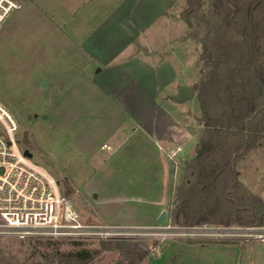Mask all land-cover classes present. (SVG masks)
<instances>
[{
	"label": "rangeland",
	"instance_id": "rangeland-1",
	"mask_svg": "<svg viewBox=\"0 0 264 264\" xmlns=\"http://www.w3.org/2000/svg\"><path fill=\"white\" fill-rule=\"evenodd\" d=\"M212 1L204 0L200 13L191 16L192 27L183 18V11L188 6L187 0H173L170 5V10L179 13L185 22L178 17L176 21L174 18V24L170 21L169 37L171 41L174 36V46L168 52L169 56L165 58L162 55L160 60L168 59L170 65H173L176 80L170 82L159 97V103L169 116L163 112L159 115V126L143 127L145 130L148 128L150 137L135 129L142 127L133 117L139 121L142 120L139 117L143 118L144 122L149 123L148 116H141L139 112L132 116L116 108L113 96L102 89L106 86V78L97 73L100 67L90 73L92 81L83 79L80 72L87 67L79 64L81 60L73 57L70 50L55 49L54 45H60V42L54 43L50 33L34 25L36 19L31 22L29 16L26 19L20 18V13L26 10L23 6L20 8L17 2V7L7 19L19 18L15 29L6 28L3 24L0 30V38L7 34L0 39V103L15 115L19 123V138L22 139L24 131L28 132L29 143L21 144V147L28 148L33 153L32 161L45 168L59 183H63L64 178L69 181L72 191L65 189L67 195L63 194L76 207L84 223L139 224L126 226H138L143 230L140 235L78 239L21 240L14 236L0 235V249L6 257L11 253L14 264L17 261L26 262V257L37 250L44 258L36 255L27 264H58L56 261L51 263L50 259L59 253L67 254L81 249L100 251L91 261L83 264H125L122 251L103 250L102 240L144 243V258L138 264H264V224L249 222L250 211L261 206V203H255L257 201L254 200H251L252 203L245 202L251 210L231 218L232 224L207 223L204 220L194 225L192 222L201 211H208L218 217L228 212L232 205L217 201L224 194L220 178V181L215 182L217 185L211 184L208 188L209 197L206 202H200L196 190H193L185 199V204L181 205L180 200L171 203L177 200L176 187L181 184L185 169L178 166L175 187L167 190L169 193L166 195L165 208H159L151 198H156L158 194L149 192L150 167L160 169L159 161L154 164L151 158L153 153H148L152 137L155 139L151 130L159 129L162 132L173 117L174 122L191 133L179 144L182 151H178L173 158L180 165L187 162L188 165L196 155L198 137L203 129L197 96L199 89L184 102H177L171 96L178 92L179 86L193 87L201 83L207 74L204 64L210 57L215 58L221 53L222 47L208 44L209 48H206L203 45L207 42V34L214 32L220 23L211 19L209 10L212 7L209 3ZM159 9V4L143 9L146 18L153 21L154 27L164 26L166 21L160 16L155 19ZM189 32H199V37L193 34L189 37ZM229 38L235 41V45H232L226 65L243 64L255 58L257 42L254 40V31L243 15L230 25ZM57 52H62L61 59L55 56ZM160 52L167 50L161 49ZM227 69L222 67L223 71ZM42 74H47L45 80L41 79L44 77ZM257 75L252 72L248 76L246 74L250 81L249 88L255 86V83L259 84L260 78ZM107 80L109 83V77ZM115 84L110 81V86ZM221 104L216 92H210V109L220 111ZM257 140V145L240 161L236 171L247 190L264 202V133ZM104 144H110L112 149L102 147ZM176 146L173 148L176 149ZM193 185L206 188L199 182ZM61 190L64 191V187ZM162 196L159 194V197ZM173 208L175 211L171 214ZM161 209L167 210V215L159 224L157 219ZM176 214L179 215L178 220L175 219ZM219 228L221 233L216 231ZM248 228L254 231H246ZM199 238H209L214 242H206V246L199 247L187 244L189 239ZM166 245L168 248L162 253Z\"/></svg>",
	"mask_w": 264,
	"mask_h": 264
},
{
	"label": "crops",
	"instance_id": "crops-1",
	"mask_svg": "<svg viewBox=\"0 0 264 264\" xmlns=\"http://www.w3.org/2000/svg\"><path fill=\"white\" fill-rule=\"evenodd\" d=\"M15 1L19 2L20 8L23 6L26 10L20 13L22 14L20 18L26 19L29 16L31 22L36 19L34 25L50 33L54 43L60 42V45H54L55 49L70 50L73 57L82 61L79 64L87 67L80 72L83 79L92 81L90 73L94 72V68L100 67L97 73L103 74L107 81H105V88L102 87V89L113 96L116 108L132 116L137 112L141 113V116H148L149 123L144 122L143 118L139 117L142 119L139 121L133 116L137 124L142 127L135 128L138 132H143L150 137L147 133L148 128L146 127L145 130L143 127L145 125L159 126V115L163 112L169 116L167 110L159 103V97L161 91L170 82L176 80L173 65L171 66L168 59H165L174 46L172 43L174 36L171 41L169 37L170 21L174 24L176 17L184 21L179 13L170 10L173 0ZM154 4L161 6L155 19L159 16L164 18L166 20L164 26L154 27L153 21L146 18L143 9H149L150 5ZM7 19L3 23L4 26L15 29L19 18L13 17L9 21ZM37 19L41 20L37 21ZM6 35H1V38ZM161 49L167 52L161 53ZM162 55L165 58L160 60ZM55 56L61 59L62 52L55 53ZM42 76L44 77L41 79L47 78V74ZM107 77H109V83ZM110 81H114L115 86H110ZM174 121L172 117L171 121L167 122L170 127L163 128L162 132L159 129L151 130L155 139L150 138L151 146L146 143L150 146L148 153H153L152 161L154 164L159 161L160 164V169L156 166L150 167L149 173V192L153 195L155 192L158 194L156 198L153 196L151 198L159 208L166 207V195L169 193L167 190L175 187L178 176L177 166L182 169L188 163L180 165L170 155L173 147L181 146L179 144L191 134L185 127ZM108 146L112 149L110 144ZM159 194L163 196L159 197ZM187 244L193 247L206 246L205 243ZM235 245L232 244V246ZM167 248L168 245L163 248L162 253Z\"/></svg>",
	"mask_w": 264,
	"mask_h": 264
},
{
	"label": "trees",
	"instance_id": "trees-1",
	"mask_svg": "<svg viewBox=\"0 0 264 264\" xmlns=\"http://www.w3.org/2000/svg\"><path fill=\"white\" fill-rule=\"evenodd\" d=\"M187 2L188 6L183 11V18L189 27H192L191 16L200 13L205 3L204 0H187ZM209 4L212 7L209 10L211 19H216L220 23L214 32L207 34L205 38L207 42L203 45L206 48L209 44L222 47V49L219 55L215 58L210 57L204 64V70H207L205 79L192 87L194 90L199 89L197 96L202 111L200 122L203 129L198 137L196 155L190 164L185 166L182 182L176 187L177 200H172L171 203L174 204L180 200L181 205L185 204V199H188L193 190H196L200 202H206L209 197L208 188L211 184L217 185L215 182L220 181V178L223 182L222 186L224 185V194L218 197L217 201L226 203V205L230 204L232 208L228 209L229 211L223 216L218 217L208 211H201L192 224L195 225L204 220H207L205 221L207 223L232 224L231 218L251 210L245 202L252 203L251 200H254L257 201L255 203H261V206L250 211L249 222L262 225L264 224V202L247 190L240 181L236 168L248 152L257 145L258 136L264 133V0H213ZM240 15L246 18L250 28L254 31V40L257 42L256 59L252 57L253 59L250 58L243 64L226 65L225 62L231 54L232 45H235V41L229 38V27ZM198 33L189 32V37L192 34L199 37ZM210 41L212 43H209ZM207 53L210 54V52ZM223 66L228 69L223 71ZM249 72L257 73V77L260 78L259 84L255 83L252 88H249L250 81L247 80ZM251 79L252 76H250ZM210 92H216V96L219 97L222 103L220 111L214 112L210 109ZM194 182H199L206 188H200L199 185L197 187L193 185ZM60 185L64 187L65 195H67L65 189L72 191L66 178ZM170 211L172 214L175 209ZM177 215H175L176 220H178ZM189 240L188 243L214 242L209 238ZM101 247L103 250L122 251L125 264H138L144 258L142 251L145 244L137 241L117 243L115 240H102ZM99 252L81 249L67 254L59 253L50 260L51 263L56 261L58 264H83L91 261ZM36 255L44 258L37 250L36 253L29 254L25 261L34 260ZM12 260L11 253L6 257L0 249V264H14ZM26 262L18 263L17 261V264H27Z\"/></svg>",
	"mask_w": 264,
	"mask_h": 264
},
{
	"label": "built area",
	"instance_id": "built-area-1",
	"mask_svg": "<svg viewBox=\"0 0 264 264\" xmlns=\"http://www.w3.org/2000/svg\"><path fill=\"white\" fill-rule=\"evenodd\" d=\"M16 7L15 0H0V28ZM18 134L15 115L0 103V235L21 240L140 235L138 226L84 223L59 181L24 154ZM181 150L172 149L171 156Z\"/></svg>",
	"mask_w": 264,
	"mask_h": 264
},
{
	"label": "water",
	"instance_id": "water-1",
	"mask_svg": "<svg viewBox=\"0 0 264 264\" xmlns=\"http://www.w3.org/2000/svg\"><path fill=\"white\" fill-rule=\"evenodd\" d=\"M46 84V83H45ZM195 95V90L187 85H182L178 87V92L175 95H172L171 98L177 102H184L185 100L193 97ZM19 143L27 145L29 143L28 139V132L24 131L22 139L19 140ZM24 154L28 156L29 158L33 157V153L28 149H24ZM167 215V210H163L158 219L157 222L161 224L163 220L165 219Z\"/></svg>",
	"mask_w": 264,
	"mask_h": 264
}]
</instances>
